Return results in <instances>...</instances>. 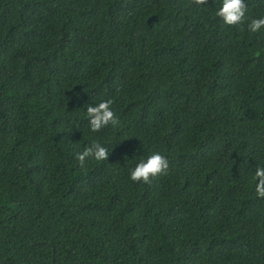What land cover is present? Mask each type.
Wrapping results in <instances>:
<instances>
[{
  "label": "trees",
  "instance_id": "1",
  "mask_svg": "<svg viewBox=\"0 0 264 264\" xmlns=\"http://www.w3.org/2000/svg\"><path fill=\"white\" fill-rule=\"evenodd\" d=\"M219 3L0 0V264H264V0ZM152 151L166 174L131 181Z\"/></svg>",
  "mask_w": 264,
  "mask_h": 264
},
{
  "label": "clouds",
  "instance_id": "2",
  "mask_svg": "<svg viewBox=\"0 0 264 264\" xmlns=\"http://www.w3.org/2000/svg\"><path fill=\"white\" fill-rule=\"evenodd\" d=\"M200 3L201 0H197V6ZM246 13L247 6L244 0H220L214 14L221 20L223 25L236 26L245 21ZM246 27L250 33H257L264 29V15L258 18H251L248 20ZM111 104V99H103L99 102L86 103L81 107L85 109L88 128L92 132H97L110 124H117V118L111 108ZM109 154L110 151L107 147L94 142L77 154V160L83 166L89 158L97 162L107 161ZM167 170L168 160L158 151H152L143 158L136 160L129 169L128 174L129 179L133 182H147L150 178L166 174ZM252 174L256 180V195L264 198V165H256Z\"/></svg>",
  "mask_w": 264,
  "mask_h": 264
},
{
  "label": "water",
  "instance_id": "3",
  "mask_svg": "<svg viewBox=\"0 0 264 264\" xmlns=\"http://www.w3.org/2000/svg\"><path fill=\"white\" fill-rule=\"evenodd\" d=\"M154 21H156V17L152 16V17L149 18L148 23L150 24V23H152Z\"/></svg>",
  "mask_w": 264,
  "mask_h": 264
}]
</instances>
